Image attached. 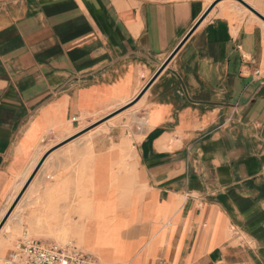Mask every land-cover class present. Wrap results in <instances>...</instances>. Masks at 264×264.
<instances>
[{
    "label": "crops",
    "instance_id": "1",
    "mask_svg": "<svg viewBox=\"0 0 264 264\" xmlns=\"http://www.w3.org/2000/svg\"><path fill=\"white\" fill-rule=\"evenodd\" d=\"M261 16L264 0H0V264L80 220L100 128L132 149V264H264Z\"/></svg>",
    "mask_w": 264,
    "mask_h": 264
},
{
    "label": "bare ground",
    "instance_id": "2",
    "mask_svg": "<svg viewBox=\"0 0 264 264\" xmlns=\"http://www.w3.org/2000/svg\"><path fill=\"white\" fill-rule=\"evenodd\" d=\"M131 152L132 149L130 144H123L122 147L117 148L113 153L116 156L117 162L115 167L117 169L115 172L113 170L110 172L101 192L105 195L100 196V198L107 197V200L113 202V204L111 207L104 208L103 211L100 212L101 215H98L99 221H94L90 224L86 222H75L74 225L63 222L57 229L59 233H72V235H74L71 238L72 240L67 242L68 245L74 242L77 245H81L83 248L92 249V247H95L101 253L110 252L112 259L120 258V251L124 241L122 230L133 223L134 200L132 199L131 193L133 181L131 177L126 178V175L134 171L133 165L127 161L131 157ZM100 159L103 161L105 157ZM102 166L105 167V164L102 163ZM103 170L101 171V175L105 173ZM113 188H117L116 193L112 192ZM96 192L95 186H91L90 189L87 190L85 201L81 204V208L75 212L79 217L97 216L95 211L98 208L93 205ZM112 193L114 195H111ZM121 211L124 212V214H120Z\"/></svg>",
    "mask_w": 264,
    "mask_h": 264
},
{
    "label": "rangeland",
    "instance_id": "3",
    "mask_svg": "<svg viewBox=\"0 0 264 264\" xmlns=\"http://www.w3.org/2000/svg\"><path fill=\"white\" fill-rule=\"evenodd\" d=\"M100 141L102 142L100 143ZM113 141H114L113 133H111L108 129H103V130L96 131L93 134H91L86 142V144H91L89 145L87 152H89L92 155V158L96 160L91 170L90 187L95 186L97 190L96 195L94 197L95 201L93 203V205L98 208L95 211L97 216L95 217H91V216L83 217L82 216V217H79L80 220H75V221L66 220L65 221L66 223L74 225L75 222H80V223L86 222L87 224H90L91 222H94V221L97 222L99 221L98 215H101L100 212H102L104 208L112 206L113 202L108 201L107 197L100 198V196L105 195V194H102L101 192L103 190V185L106 183V180L108 179L110 175V172L112 170L115 172L117 169L115 167L117 160H116L115 154L113 153L117 148L123 146V143L116 144V143H113ZM99 150H102V151H99ZM102 157H105L103 161L100 159ZM102 163L105 164V167L102 166ZM103 169H106V170H103ZM102 170L105 171L104 175H101ZM112 192L116 193L117 188H113ZM113 193L111 195H114ZM99 208H102V209H99ZM58 233L51 235L50 238L52 239V241L47 242V243L55 242L59 245L66 246L67 242L69 240H72L71 238L74 236L72 235V233L70 234L69 233L68 234H64V233L58 234ZM70 249H77V250H82L83 252L91 253L97 256L100 259V262L102 264H132L131 260L129 259L130 252L126 250L124 245L122 246V249L120 251V258L113 259V261H110V262L105 261L102 256V253L98 251V249L95 247H92V249L83 248L81 247V245H77L74 242H72L70 244Z\"/></svg>",
    "mask_w": 264,
    "mask_h": 264
},
{
    "label": "built area",
    "instance_id": "4",
    "mask_svg": "<svg viewBox=\"0 0 264 264\" xmlns=\"http://www.w3.org/2000/svg\"><path fill=\"white\" fill-rule=\"evenodd\" d=\"M8 264H102L96 256L55 242L25 240L12 252Z\"/></svg>",
    "mask_w": 264,
    "mask_h": 264
},
{
    "label": "water",
    "instance_id": "5",
    "mask_svg": "<svg viewBox=\"0 0 264 264\" xmlns=\"http://www.w3.org/2000/svg\"><path fill=\"white\" fill-rule=\"evenodd\" d=\"M243 2V1H242ZM244 4H246L245 2H243ZM247 5V4H246ZM248 6V5H247ZM249 8H251L250 6H248ZM252 9V8H251ZM252 10H254V9H252ZM260 15V14H259ZM262 17V16H261ZM263 19H264V17H262Z\"/></svg>",
    "mask_w": 264,
    "mask_h": 264
}]
</instances>
